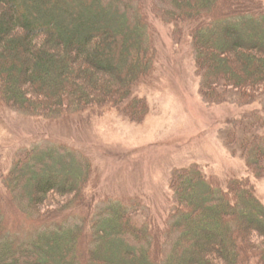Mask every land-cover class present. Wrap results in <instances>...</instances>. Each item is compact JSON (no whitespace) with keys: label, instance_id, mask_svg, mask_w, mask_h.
<instances>
[{"label":"trees","instance_id":"trees-1","mask_svg":"<svg viewBox=\"0 0 264 264\" xmlns=\"http://www.w3.org/2000/svg\"><path fill=\"white\" fill-rule=\"evenodd\" d=\"M152 7L190 32L211 100L264 97V0H0V106L52 118L116 107L145 121L152 103L138 87L159 57ZM229 131L264 176V121ZM50 158L59 163L42 165ZM62 162L80 168L65 177ZM95 174L93 158L69 144L21 153L0 178V264H264V198L251 177L225 183L200 163L178 169L164 225L140 222L142 206L124 199L97 203ZM116 234L129 238L120 255L108 250Z\"/></svg>","mask_w":264,"mask_h":264},{"label":"rangeland","instance_id":"rangeland-1","mask_svg":"<svg viewBox=\"0 0 264 264\" xmlns=\"http://www.w3.org/2000/svg\"><path fill=\"white\" fill-rule=\"evenodd\" d=\"M93 3L94 0H88ZM100 8V6L98 7ZM159 48L157 68L138 91L148 96L152 111L145 121L133 119L120 108H99L52 118L22 109L0 106V178L9 174L21 153L40 144H69L93 158L96 174L90 192L105 205L124 199L142 206L140 222L156 216L164 225L177 204L174 178L178 169L200 163L225 183L236 176L251 177L264 198V176L251 168L243 152L229 142V129L243 119L264 121V97L252 101L236 95L232 100H211L190 32L161 17L151 8ZM112 12L106 16L113 19ZM125 16L114 21L118 27ZM117 29V27H115ZM126 30V29H125ZM121 36H125L121 33ZM230 62L237 64L236 59ZM58 164L48 159L42 165ZM64 176L78 164L62 162ZM72 164V167H70ZM40 165L35 166L38 176ZM30 171L24 183H30ZM132 235V234H131ZM108 248L113 255L126 251L128 235ZM121 240L126 241V243ZM116 246V247H115Z\"/></svg>","mask_w":264,"mask_h":264}]
</instances>
